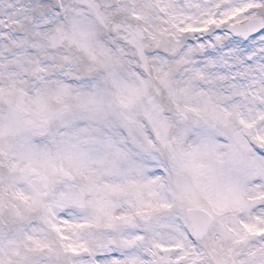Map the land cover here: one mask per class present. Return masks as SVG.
<instances>
[{
  "label": "snow or ice",
  "instance_id": "1",
  "mask_svg": "<svg viewBox=\"0 0 264 264\" xmlns=\"http://www.w3.org/2000/svg\"><path fill=\"white\" fill-rule=\"evenodd\" d=\"M0 264H264V0H0Z\"/></svg>",
  "mask_w": 264,
  "mask_h": 264
}]
</instances>
